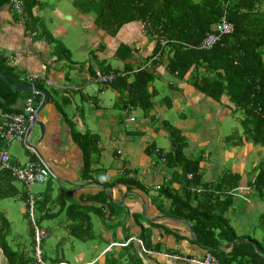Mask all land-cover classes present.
I'll use <instances>...</instances> for the list:
<instances>
[{"label":"crops","instance_id":"1","mask_svg":"<svg viewBox=\"0 0 264 264\" xmlns=\"http://www.w3.org/2000/svg\"><path fill=\"white\" fill-rule=\"evenodd\" d=\"M38 10H42L40 0L33 10L37 25L32 31H28L23 21L14 19L15 13L10 6L0 9V52L7 63L29 83L27 85L33 86L31 82H37L47 98L35 118L42 126V131L34 125L29 129L26 141L18 143L28 148L26 142L28 144L29 137L34 133L32 145L28 144L30 151L25 153L26 160L20 162L16 155L7 153V146L5 148L13 163L22 165L33 161L43 165L49 172L48 178L42 183V190L35 192L9 176L11 181L8 191L13 197L7 198H16L21 202L17 213L26 222V234L30 228L25 217L28 194L34 201L33 212L36 207L38 220H42L45 215L53 216L52 218L60 214L64 216L54 204L59 190L67 192L74 201H80L82 205L92 204L85 197L103 193L104 205L93 202L104 213L100 223L106 246L103 253H98V264H104L108 258L104 256L108 252L113 253V257L116 256L128 242L137 251L142 250V244L138 240L141 228L145 234H149L148 245L151 250L143 253L142 258L146 260L144 264H197L195 262L206 252L195 243L185 222L175 220L165 213L168 201L156 198L159 188L164 187L172 175L180 173L178 169L166 168L158 157V152L163 154L169 149L167 133L161 127V123L167 122L183 137L184 155L198 161L201 184L216 185L225 175L238 177L235 187L227 193L230 203L222 217L236 235L249 237L246 232L238 233L233 228V223L240 218L237 214V210H240L239 203H250V195H264V189L258 192L252 187L258 166L264 161V155L260 159L263 161L259 160L258 155L264 151V147L254 146L246 141L242 130L239 133L231 131L229 127L223 128L224 119L235 114L226 96L222 95L216 102L201 95L186 80H177L168 74L163 61L154 67L157 74L155 81H159V84L153 81L147 87L148 91L154 93L152 109L143 114L137 108H120L121 97L113 92L110 84L97 83L95 74H105L101 70L105 66L118 74H124L123 62L115 55L120 44L129 46L133 51L132 58L124 62L130 63L131 69L151 66L155 60L151 57L154 41L144 35L142 24H125L114 37H110L93 25L91 16H82L75 9L54 6L51 8L53 17H45L44 21L38 16ZM44 34L66 49L67 59L55 56L53 45L46 42ZM86 34L91 35L87 38ZM65 42L77 49L79 61L72 60L70 48ZM33 75L36 79L28 81L27 78ZM167 75L169 78H166ZM163 87L170 92L169 96L160 95ZM38 95L39 101L36 103L34 99L33 103L35 109L42 99V95ZM75 97L82 103L81 106L74 104ZM22 105V100H18L14 109L20 111ZM71 106L73 111L69 110ZM165 112H174L178 120L170 123L164 118ZM130 118L132 121H129ZM191 118L197 119L194 125L186 123ZM75 132L88 133L97 138L96 151L88 168L90 179L86 181L81 172L82 152L73 140ZM233 135L234 138L229 139ZM164 139L166 146L163 147L160 143ZM1 172L6 171L0 170ZM123 174L130 188L114 184ZM15 182L21 188H16ZM137 183L144 192L132 188ZM52 185L57 186L53 197ZM178 186L174 182L170 185L173 190H177ZM22 196H26V199L23 200ZM108 204L113 207V214L110 216ZM251 208L244 210L250 222L253 216L249 211ZM262 214L264 210L259 213L258 220ZM148 223L151 225H147ZM67 225L68 222L65 227ZM155 225L157 228L152 227ZM9 227V212L6 209L0 210V242L1 235L6 234L3 239L7 245ZM41 230L46 234L45 230ZM17 247L24 249L20 245ZM62 263L69 264L61 260ZM0 264H5L1 248Z\"/></svg>","mask_w":264,"mask_h":264},{"label":"trees","instance_id":"2","mask_svg":"<svg viewBox=\"0 0 264 264\" xmlns=\"http://www.w3.org/2000/svg\"><path fill=\"white\" fill-rule=\"evenodd\" d=\"M17 1L22 6V13L14 14V19L23 21L25 29L32 31L37 25L33 10L38 0ZM9 3L10 0H0V9L9 6ZM71 5L80 15L91 16L93 25L110 37H114L123 25L139 22L144 35L154 41L151 57L155 60L151 66L131 69L132 65L124 62L132 58L133 51L129 46L120 44L115 55L123 62L124 74H118L107 66L101 69L105 74L114 75L109 86L121 97L120 108H137L143 114L152 109L154 93L147 87L157 78L154 67L164 61L168 74L177 80H186L201 95L216 102L225 95L233 106V113H240L238 122L244 139L254 146L264 147V0H71ZM222 17L232 25V32L220 36L210 49H198L201 40L212 32V26ZM44 38L53 45L57 58H68V52L61 44L55 43L47 34ZM7 62L0 52V72L5 79L12 85L29 84ZM131 70H134L133 73H130ZM31 84L42 89L35 81ZM30 95V91L14 90L0 80V112L21 113L23 105L20 111L15 110V102L22 100L24 104ZM34 99L37 103L40 96L35 94ZM161 127L167 133L169 149L163 154L158 152V157L166 168L180 170L157 191V199L168 201L165 213L185 222L195 243L218 264H264V214L259 218L263 231L261 242L236 235L222 217L230 203L227 193L235 187L238 177L225 175L216 185L201 184L198 161L184 155L185 142L180 132L167 122L161 123ZM73 140L82 152V178L89 180L88 168L96 151L97 138L88 133L75 132ZM10 181L7 172L0 173V200L13 197L8 191ZM173 182L179 185L177 190L170 187ZM116 183L130 188L124 174L114 181ZM252 187L258 192L264 189V162L258 166ZM132 188L144 192L138 183ZM85 198L92 204L82 205L67 192L59 190L54 200L59 213L63 212L68 222V235L79 241L93 238L90 215L100 221L104 217L102 209L93 205V202L104 203L103 193ZM22 199L25 200L26 196ZM107 207L110 216L113 207L110 204ZM52 217L45 215L44 219ZM26 221L29 224L28 219ZM29 227L27 234L33 249V229L30 224ZM152 227L157 228L156 225ZM141 230L138 240L143 251L140 249L137 252L142 257L144 252L151 250L149 234H145L143 228ZM5 237L6 234L1 235L0 242L5 264H37L24 249L17 246L16 249L10 248L3 239ZM224 244L230 246L222 248ZM129 247L133 250L130 242L114 257L108 252L109 257L104 264H142L135 250L132 254ZM53 264H61V260Z\"/></svg>","mask_w":264,"mask_h":264},{"label":"rangeland","instance_id":"3","mask_svg":"<svg viewBox=\"0 0 264 264\" xmlns=\"http://www.w3.org/2000/svg\"><path fill=\"white\" fill-rule=\"evenodd\" d=\"M42 10H38V16L44 21L45 17H53L51 8L54 6H61L62 8L66 7L69 10H74L73 7L70 5V0H40ZM91 34H86L87 38ZM65 45L70 48V52L72 54V60L79 61L78 58V51L75 47H73L71 44H68V42H65ZM70 45V46H69ZM166 78H169L167 75ZM155 83L158 85L159 81H155ZM162 94L161 96L167 95L169 96L170 92H168L165 87L162 88ZM74 104L76 106H81V102H79L78 98H74ZM69 110L73 111V106L69 107ZM166 115L164 118L166 120L168 119L170 123H173V121L178 120L177 117L174 115V112H165ZM164 115V113H163ZM82 117V116H81ZM79 117V118H81ZM240 119V115L238 113H235L231 118H225L223 122V128L229 127L231 131L236 130L240 133L241 127L238 123V120ZM197 119L191 118L186 123L190 125H194L196 123ZM35 130V127H34ZM34 133L31 134V136L28 139V144L32 145L33 143V136ZM166 146V140H162V143H160V146ZM30 151V149L26 148L24 145H19L17 142H12L7 146V153L8 154H14L18 157V160L20 162H24L26 160V151ZM264 151L261 153L259 152L258 155H260L259 160L262 159V156ZM263 161V160H260ZM264 162V161H263ZM14 186L16 188H21L20 184L18 182L14 183ZM44 184H33L30 186V191H40L42 190ZM57 186L52 185V197L54 196L56 192ZM264 196V195H263ZM261 197V200L259 199L258 195H250V203H239V212L237 210V214L239 215V220L234 221L233 228L238 232H246V234L255 239L258 242H261L263 239V231L259 226V220L258 215L259 213L264 210V197ZM21 205V202L18 201L16 198H5L0 201V210L6 209L9 212V236L6 238V241L11 248L16 249L15 247L17 245L23 246V248L26 251V254L28 256H31L34 258V252L31 247V244L29 242V238L26 234V222L18 217V209ZM252 207L249 211L253 214L252 216V222H250V219L248 218L246 208ZM53 210V209H52ZM33 218L36 221L37 227L39 229H43L46 231V236L41 240L40 243V255H41V262L37 264H53L57 260H63L69 264H81V263H89L91 264H98L97 258L98 253L102 251V253L105 251L103 250L106 246L105 238L103 236L104 230L102 229V225L100 223V220L94 216L90 215V222H91V230L93 238L85 241H79L77 239L72 238L69 236L66 232V219L65 217L60 214L54 218L51 219H42L38 220V212L37 208L35 207L33 212ZM112 238V236H110ZM17 244V245H15ZM15 245V246H14ZM130 253L135 254L137 257L140 258V261L142 264H144V260L137 252V250L133 247V250L131 247L128 248ZM104 257H109V253H106ZM103 257V258H104ZM146 262V260H145ZM123 264V263H121Z\"/></svg>","mask_w":264,"mask_h":264},{"label":"built area","instance_id":"4","mask_svg":"<svg viewBox=\"0 0 264 264\" xmlns=\"http://www.w3.org/2000/svg\"><path fill=\"white\" fill-rule=\"evenodd\" d=\"M9 6L16 15H21L22 6L17 0H10ZM232 30V25L227 22L224 17L220 18L212 26V32L205 35L197 48L202 50L210 49L218 41L220 36L229 35ZM161 43H163V41H161ZM35 79L36 76L34 75L27 78L28 81H33ZM94 79L101 85H107L113 81L114 75L96 73ZM35 94L36 93L31 92V95L24 100L21 113L8 114L0 112V170L6 171L12 180L20 182L26 188H29L33 184H41L45 182L49 176L48 170L43 165L33 161H28L22 165L13 163L7 155L5 148L12 142L24 143V141H26L28 125L32 121L35 113L33 105ZM129 121H132V118H130ZM33 202L32 196L28 194L26 199L27 219L33 229L34 258L37 263H40L41 253L39 243L46 236V234L34 223ZM176 259L179 258L176 257ZM195 263L218 264L217 261L208 253H205L203 257Z\"/></svg>","mask_w":264,"mask_h":264},{"label":"water","instance_id":"5","mask_svg":"<svg viewBox=\"0 0 264 264\" xmlns=\"http://www.w3.org/2000/svg\"><path fill=\"white\" fill-rule=\"evenodd\" d=\"M0 80L4 83V84H6V85H8V86H10L11 88H13L14 90H18V91H30V92H34V93H36V94H40V95H42V99H41V101H40V103H39V105H38V107L35 109V113H34V115H33V118H32V121L30 122V124L28 125V129H27V134L26 135H28V131H29V129L32 127V126H38V128H39V130H40V132L42 131V126L38 123V122H36L35 121V118H36V115L40 112V110L42 109V107L45 105V103H46V100H47V98H46V94L41 90V89H38V88H35V87H33V86H31V85H27V84H25V83H22V84H19V85H12V84H10L6 79H5V77H4V75L0 72ZM26 146L29 148L30 146L27 144V142H26ZM31 148V147H30ZM195 240V239H194ZM230 246V244H224V245H222V247L223 248H227V247H229Z\"/></svg>","mask_w":264,"mask_h":264}]
</instances>
